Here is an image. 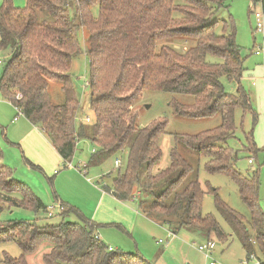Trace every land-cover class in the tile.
<instances>
[{"label": "trees", "instance_id": "obj_1", "mask_svg": "<svg viewBox=\"0 0 264 264\" xmlns=\"http://www.w3.org/2000/svg\"><path fill=\"white\" fill-rule=\"evenodd\" d=\"M230 1L25 0V7L18 8L12 0H2L0 52L9 57L1 72L0 94L21 109L30 125L40 128L63 163L72 159L80 140L94 147L86 167L100 166L118 154L124 170L111 189L105 187L117 201L137 198L142 210L147 198H153L142 213L171 233H200L207 241L213 236L225 243L227 235L216 219L202 213L204 191L198 179L190 177L194 169L184 155L190 152L205 159V172L231 179L251 213L254 240L242 217L206 184L215 209L239 239L248 261L255 257L254 247L264 258V213L258 205L256 176L236 171V155L226 146L234 130L235 109H249L251 100L239 86L244 68L234 29L226 21L212 20L217 11L228 10ZM255 4L264 15V0ZM78 31L85 34L90 66L88 111L95 120L90 132L85 124L76 123L79 102L69 73L79 52ZM176 39L189 47L178 51L171 46ZM221 78L239 86L236 95L226 93ZM51 79L61 84L60 105L51 100ZM145 91L192 96L191 104L171 100L175 116L198 120L220 114L221 124L195 135H171L163 165L166 121L159 119L144 128L135 124L134 107ZM10 174L0 163V212L12 207L35 213L44 209L41 200ZM61 207L59 215L73 214L83 225L0 223V243L15 242L21 250L18 258L4 255V264H154L138 255L109 251L95 240L91 221L71 206L61 203Z\"/></svg>", "mask_w": 264, "mask_h": 264}, {"label": "rangeland", "instance_id": "obj_2", "mask_svg": "<svg viewBox=\"0 0 264 264\" xmlns=\"http://www.w3.org/2000/svg\"><path fill=\"white\" fill-rule=\"evenodd\" d=\"M256 1L259 0H231L228 10L217 11L212 20L226 21L234 29L235 42L240 48L244 72L239 86L251 98L250 108L235 109L234 130L226 146L236 155L233 168L245 177L256 176L258 205L264 213V15L259 5H254ZM1 3L2 0L0 5ZM12 4L23 8L25 0H12ZM254 14L262 17V31L256 30ZM176 40L171 46L178 51L189 47L182 39ZM77 41L79 52L73 57L69 72L79 102L76 123L85 124L90 132L95 120L88 111L90 91L86 84L90 79V66L84 32L78 31ZM192 44L193 42L190 45ZM256 50L261 52L259 56L254 54ZM8 57V52H0V77ZM220 81L226 93L236 95L239 87L236 83L225 78ZM48 88L52 102L56 105L62 104L64 95L60 82L51 79ZM172 99L186 104L193 102V97L188 95L145 91L134 107L137 128L148 127L159 119L166 121L165 134L161 139L163 165L168 161L171 135H195L221 124L220 114L198 120L175 116L169 105ZM16 116L18 114L15 108L9 106L0 94V163L11 170L10 179L26 185L41 200L44 209L35 213L18 207L6 208L0 212L1 224L28 223L42 227L65 221L83 225L73 214L62 217L54 210L52 217L47 216L46 212L50 208H59L63 203L77 209L84 218L91 221L95 225L94 235L114 251L138 255L152 263L161 258L165 264H209V259L198 251V247L207 242L202 234L183 230L173 234L168 228L142 213L147 210L153 198H147L141 210L136 199L119 202L105 193V187L111 189L118 172L124 170V160L118 154L100 166L86 167L94 147L89 141L80 140L72 159L69 163H63L40 128L32 129L23 116H19L17 122L12 123ZM87 117L89 122L84 120ZM251 148L257 151L252 152ZM184 158L194 169L190 177L198 179L204 191L202 213L213 216L227 235L225 243L213 236L210 238L213 242L212 261L217 264H244L246 252L230 226L215 209L214 196L208 193L206 187L208 184L215 189L219 199L242 217L248 235L254 240L252 216L247 206L242 203L236 184L225 175L207 174L203 167L205 159L198 160L194 153L188 152ZM249 158L253 160L252 164L248 163ZM116 160L120 161L119 168L115 166ZM104 195L106 196L102 197ZM158 241H163V245H159ZM165 241H168L167 247H164ZM254 253L255 258L251 259L250 264H257L259 261L264 263V258L256 247ZM20 254L21 250L15 242L0 243V264H4V255L18 258Z\"/></svg>", "mask_w": 264, "mask_h": 264}, {"label": "built area", "instance_id": "obj_3", "mask_svg": "<svg viewBox=\"0 0 264 264\" xmlns=\"http://www.w3.org/2000/svg\"><path fill=\"white\" fill-rule=\"evenodd\" d=\"M69 1L77 2V0H69ZM254 18H255L257 30L258 31H262L263 30V22H262L261 15L254 14ZM254 54L256 56H259L261 54V52L259 50H256ZM15 110L17 111L18 116H16V118H14L13 121H16L19 116H22L21 109L15 108ZM84 120H85V122H89V118L88 117L85 118ZM248 163L249 164H252L253 163L252 159L248 160ZM115 166H116V168H119L120 167V161L119 160H116L115 161ZM78 170H79V168H78ZM54 210H57L58 211V214H59V212L62 211L61 205H59V208H50V210L48 212H46L47 216L48 217H52ZM95 240H99L100 241L99 237L96 234H95ZM158 244L159 245H163V241H158ZM164 245H167V242H165ZM212 248H213V242L211 240H208L204 245L198 247V251L200 253H202L206 258L209 259V264H217L216 262L212 261V258H211ZM108 250L109 251H112L113 249L109 247ZM254 258L255 257L253 255L250 256L249 260L248 261L245 260L244 264H250L251 259H254Z\"/></svg>", "mask_w": 264, "mask_h": 264}, {"label": "crops", "instance_id": "obj_4", "mask_svg": "<svg viewBox=\"0 0 264 264\" xmlns=\"http://www.w3.org/2000/svg\"><path fill=\"white\" fill-rule=\"evenodd\" d=\"M7 102V101H6ZM7 104L9 105V106H11L12 107V105H10L8 102H7ZM14 108V107H13ZM12 123H16L17 121H11ZM31 127H32V129H37V128H35V127H33L32 125H31ZM59 156V155H58ZM60 158V157H59ZM78 169V168H77ZM106 195H104V196H102V197H105ZM137 199V198H136ZM102 200V199H101ZM165 242H167V245H168V241H165ZM167 245H164V247H167ZM154 264H165L164 262H163V260L161 259V258H159L158 259V261L157 262H155Z\"/></svg>", "mask_w": 264, "mask_h": 264}]
</instances>
